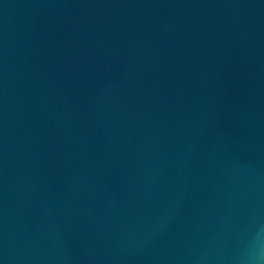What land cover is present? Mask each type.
Masks as SVG:
<instances>
[{
	"label": "water",
	"instance_id": "1",
	"mask_svg": "<svg viewBox=\"0 0 264 264\" xmlns=\"http://www.w3.org/2000/svg\"><path fill=\"white\" fill-rule=\"evenodd\" d=\"M0 264H264V0H0Z\"/></svg>",
	"mask_w": 264,
	"mask_h": 264
}]
</instances>
